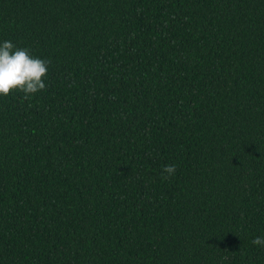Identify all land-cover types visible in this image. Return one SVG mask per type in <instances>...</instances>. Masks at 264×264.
<instances>
[{
  "label": "trees",
  "instance_id": "obj_1",
  "mask_svg": "<svg viewBox=\"0 0 264 264\" xmlns=\"http://www.w3.org/2000/svg\"><path fill=\"white\" fill-rule=\"evenodd\" d=\"M4 41L50 63L0 95V264H264V0H0Z\"/></svg>",
  "mask_w": 264,
  "mask_h": 264
},
{
  "label": "clouds",
  "instance_id": "obj_2",
  "mask_svg": "<svg viewBox=\"0 0 264 264\" xmlns=\"http://www.w3.org/2000/svg\"><path fill=\"white\" fill-rule=\"evenodd\" d=\"M50 61L34 57L28 48H18L11 41L0 44V95L7 96L12 91H22L27 99L46 88L44 77L48 73ZM168 176L174 175L176 166L166 165L163 170ZM167 178V177H166ZM253 244H264V237H256Z\"/></svg>",
  "mask_w": 264,
  "mask_h": 264
}]
</instances>
